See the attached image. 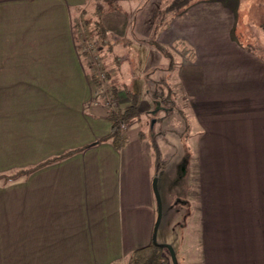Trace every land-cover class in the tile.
<instances>
[{
    "label": "crops",
    "instance_id": "1",
    "mask_svg": "<svg viewBox=\"0 0 264 264\" xmlns=\"http://www.w3.org/2000/svg\"><path fill=\"white\" fill-rule=\"evenodd\" d=\"M86 1L0 0V175L33 169L0 179V264H128L155 238L154 132L137 128L121 149L97 142L111 123L73 39ZM142 1L119 0L134 15ZM237 7L198 0L170 17L155 41L172 66L153 47L137 54L134 37L110 41L104 60L110 78L162 73L183 100L176 126L139 96V123L161 119L163 141L190 142V174L166 201L164 227L182 226L175 245L163 240L171 264H264V56L236 36ZM173 155L163 169H183Z\"/></svg>",
    "mask_w": 264,
    "mask_h": 264
},
{
    "label": "rangeland",
    "instance_id": "2",
    "mask_svg": "<svg viewBox=\"0 0 264 264\" xmlns=\"http://www.w3.org/2000/svg\"><path fill=\"white\" fill-rule=\"evenodd\" d=\"M196 1L198 0H144L141 2V7L139 8V10H135L134 15V8L127 9L123 7L121 5L122 3H120L119 0H111L109 3L87 0L85 6L79 10V13L73 19V27L76 25V28L78 29H76V37L79 38L80 32L85 30L84 26H82L83 20L86 21L88 18H90L91 20H97V12L99 11V20L107 29V38L109 43L112 40L119 39L120 43L124 45V47H126V39L132 40L134 37L136 42L135 48L137 54L142 53V47H150L148 48L147 54L149 50H152L153 48L157 50V48L154 47L153 43L159 44L164 48L165 52H162L160 50L157 51L163 56L168 57L169 65L172 66L174 65V61L170 53L172 52L174 54V52L169 51L167 47H164L163 44H160L155 40H157V36L162 31L163 27L168 23L170 17L181 13L189 5L193 4ZM237 4L238 13L236 15L235 25L236 36L240 41L246 43L254 51L264 56V0H237ZM96 7H99V9ZM120 10H123L122 12L124 13H121ZM113 24L117 29L115 32H118L120 36H116L112 32L108 31V27L111 28ZM88 31L95 38H86L84 39L85 41L82 40L81 42H79V45L81 46V44H83V47H85V50L89 53V56L94 61V67L100 73V71L105 69L104 60L108 57H111L113 46L111 45V47L105 46L103 48H99L96 41V35L94 33V30L92 29V25L87 28V32ZM151 47L153 48L151 49ZM175 48L182 51H186L187 49L186 46H183L180 43H175ZM142 57H145V55L142 54ZM82 59L83 63L87 64L88 59L86 57ZM145 64L147 63H144V65ZM155 64H157V67L158 63ZM141 65L142 63H138L137 65L139 66V71L143 70L142 67H140ZM156 67L154 69H156ZM138 68L136 67L135 69L137 70ZM112 84L120 89L121 92H123L126 87H129L131 90L137 92L141 98L143 96H147L148 98L152 97V94L146 92L147 87H149L150 91L158 89V87L162 88L163 97L167 96L170 102H163L160 109L156 107V110H154L156 111L154 113V116L162 118L163 115L170 114L171 117L169 118V121L171 123L176 122V126L179 125V123L181 124V121H183L182 117L180 116L181 112L179 110L180 106H182L183 103L181 95L178 94L176 97L172 91L168 92L167 88L170 89V87L163 78L162 73L151 74V72H148L142 77H134L131 79L124 77L110 78L109 82H106L103 85L104 88H107ZM159 85H162L163 87ZM91 87H93L95 91L97 90L92 84ZM99 91L101 93V90L98 89L97 92ZM143 116H145V114ZM138 123L139 120L134 121L132 124H130L126 130V135L129 134L131 138L136 137V129H139V127L141 128V131H139V135H141V137H144V135L150 136V133L154 132L153 139L151 140L152 144H150L154 160L153 174H155L154 180L157 194V211L154 223V241L157 244L163 245V240L167 239L173 245H175L178 242L177 240L180 236L182 226L180 223L173 225L174 227L171 230L164 227L166 221V201L169 196H176L179 185L183 180L186 179L185 176L187 177L186 173L190 174V169H186L187 164L191 166L189 150L190 147L189 149L184 147L185 144L189 146L190 142H184V140L176 141V138L173 135L167 136V140L163 141V133L162 131L159 132V130L163 129V122H161V119H158L156 124H154L153 130L151 129V119L148 121L147 119H144L139 123V125ZM171 142H174V144H176L177 149H174V147L170 146ZM171 154H175L173 155L174 158H172V160H174L173 162L178 160V165L183 169H163V160H165L166 158L168 159ZM184 169L187 170L185 174L183 173ZM175 220L180 219H178V217H173V221ZM182 237L183 236L180 237V240L182 239ZM164 253H166V255L168 256V261L166 264H171V262L169 261L168 251L164 250Z\"/></svg>",
    "mask_w": 264,
    "mask_h": 264
},
{
    "label": "trees",
    "instance_id": "3",
    "mask_svg": "<svg viewBox=\"0 0 264 264\" xmlns=\"http://www.w3.org/2000/svg\"><path fill=\"white\" fill-rule=\"evenodd\" d=\"M93 1L109 3L111 0H93ZM96 8L99 9V7ZM97 15H98L97 20H91L90 18H88L86 21L83 20L82 26H84L85 30L80 32L79 38L76 37L77 36L76 32L78 29L76 28L75 25L73 27V39L77 51L79 52V55L82 58L86 57L88 59V62L87 64H85V66H87L90 70L89 72L90 84H92L95 87V89L101 90V101L106 105V109H107L105 118L111 123L110 132L107 135L100 137L97 140V142L110 141L111 144L116 149H121L123 146L127 144V135H126L127 128L134 121L140 119L141 116V112L139 110L140 99L138 93L125 88L124 92L126 97L128 98V102L125 106L119 107L116 103L118 100V96H117L118 88L114 84L110 85L107 88H104L103 84L109 82L110 80L108 73L104 72L103 70L100 71L99 73L98 70H96V68L94 67L93 59L89 56V53L85 50L83 44H81V46L79 45V42H81L82 40L86 38L94 37L89 31L87 32V28L90 25H92V29L94 30V33L96 35V39H97L96 41L99 48H103L105 46L111 47V42L109 43L107 38V29L99 20L100 19L99 11L97 12ZM153 45L155 48H157V50L165 52L164 48L159 44L153 43ZM159 86L163 87L164 83L163 86L162 85ZM167 90L168 92L171 91L169 88H167ZM151 94L153 98L156 100L157 106L159 108H161L163 102H167V101L170 102L167 96L163 97V89L160 87H158V89H154L153 91H151ZM93 144L94 143L87 144L80 149L88 148ZM80 149H73L65 152L61 156L48 159L40 166L70 156L74 152ZM32 170L33 169H27L25 171L23 170L16 171L12 174H7V175L3 174L0 175V179L5 180L6 182L14 181L21 175L29 174ZM164 250L169 252L167 245L151 242L150 244L144 247L136 249L130 256L128 264H166L168 261V256L166 255V253H164Z\"/></svg>",
    "mask_w": 264,
    "mask_h": 264
},
{
    "label": "water",
    "instance_id": "4",
    "mask_svg": "<svg viewBox=\"0 0 264 264\" xmlns=\"http://www.w3.org/2000/svg\"><path fill=\"white\" fill-rule=\"evenodd\" d=\"M153 186H154V191H155V194H156L155 180H154ZM156 195H157V194H156ZM156 197H157V196H156ZM152 242H155L154 239H153ZM167 248H168V250H169V252H170V254H171V257H172V259H173V251H172L171 247H170L169 245H167Z\"/></svg>",
    "mask_w": 264,
    "mask_h": 264
}]
</instances>
